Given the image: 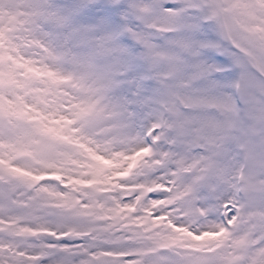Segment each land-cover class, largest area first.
<instances>
[{"label": "snow or ice", "instance_id": "1", "mask_svg": "<svg viewBox=\"0 0 264 264\" xmlns=\"http://www.w3.org/2000/svg\"><path fill=\"white\" fill-rule=\"evenodd\" d=\"M0 264H264V0H0Z\"/></svg>", "mask_w": 264, "mask_h": 264}]
</instances>
